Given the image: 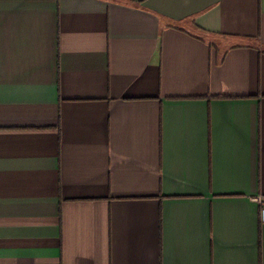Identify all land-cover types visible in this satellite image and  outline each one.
I'll return each mask as SVG.
<instances>
[{
  "label": "crops",
  "instance_id": "obj_1",
  "mask_svg": "<svg viewBox=\"0 0 264 264\" xmlns=\"http://www.w3.org/2000/svg\"><path fill=\"white\" fill-rule=\"evenodd\" d=\"M264 0H0V264H264Z\"/></svg>",
  "mask_w": 264,
  "mask_h": 264
},
{
  "label": "built area",
  "instance_id": "obj_2",
  "mask_svg": "<svg viewBox=\"0 0 264 264\" xmlns=\"http://www.w3.org/2000/svg\"><path fill=\"white\" fill-rule=\"evenodd\" d=\"M257 202L260 204V207H261V210H260L261 222L264 223V196H259V198H257Z\"/></svg>",
  "mask_w": 264,
  "mask_h": 264
}]
</instances>
